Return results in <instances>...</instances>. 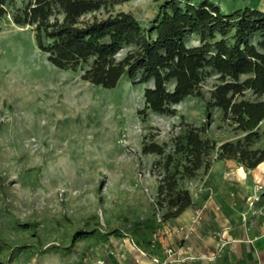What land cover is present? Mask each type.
<instances>
[{
  "label": "rangeland",
  "instance_id": "1",
  "mask_svg": "<svg viewBox=\"0 0 264 264\" xmlns=\"http://www.w3.org/2000/svg\"><path fill=\"white\" fill-rule=\"evenodd\" d=\"M171 1L127 0L109 10L131 13L148 28ZM211 1L225 13L264 9V0ZM26 2L14 0L0 15V264H264V161L247 167L238 157L217 158L215 150L209 168L184 179L191 193L201 184L210 197L217 184L229 190L230 197L218 191L224 202L208 219L219 226L204 234L202 247L194 232L204 207L187 230L175 232L174 217L165 220L156 203L161 155L142 152L146 140L171 144L186 123L218 145L244 138L247 131L209 104L220 74L208 70L203 95L196 90L171 111H154L144 96L154 80L136 82L141 72L103 87L83 78L80 67L53 64L33 27L14 21ZM200 39L189 34L186 43ZM262 41L258 34L253 42ZM133 47L124 46L118 57ZM259 47L264 51V43ZM244 98L264 95L247 89L237 95ZM256 129L250 147L264 149V119Z\"/></svg>",
  "mask_w": 264,
  "mask_h": 264
},
{
  "label": "trees",
  "instance_id": "2",
  "mask_svg": "<svg viewBox=\"0 0 264 264\" xmlns=\"http://www.w3.org/2000/svg\"><path fill=\"white\" fill-rule=\"evenodd\" d=\"M13 1L0 0V15L8 12ZM124 1L27 0L15 9L13 18L17 24L33 27L38 47L53 64L80 67L82 77L95 84L114 87L125 74L135 77L139 72L142 76L136 82L153 79L154 85L145 88L144 96L146 107L154 111L169 112L172 103L196 90L203 95L200 86L208 70L220 74L209 104L221 107L226 118L247 131L244 138L218 145L203 136V128L186 123L171 144L144 142L143 153L161 155L155 162L160 174L156 203L165 208L167 220L192 204L193 195L184 179L209 168L213 151L220 159L238 157L247 167L264 161V149L250 147L260 134L256 128L264 119V98L237 99L247 89L264 95V51L259 47L264 42H253L258 34L264 36V10L247 6L225 13L211 0L184 6L173 0L170 10L144 28L131 13L110 12ZM103 9L109 15L100 18L97 12ZM189 34L200 35V43L187 45ZM126 45L134 47L119 58L118 52Z\"/></svg>",
  "mask_w": 264,
  "mask_h": 264
},
{
  "label": "crops",
  "instance_id": "3",
  "mask_svg": "<svg viewBox=\"0 0 264 264\" xmlns=\"http://www.w3.org/2000/svg\"><path fill=\"white\" fill-rule=\"evenodd\" d=\"M255 0H252L254 2ZM257 1V0H256ZM253 5V4H252ZM250 7L255 8L254 5ZM261 10H264L263 8H259ZM221 182H225V180H220ZM217 187V193H215L212 197H210V190L208 189L207 185L201 184L197 190H195L192 195H193V202L190 206H188L180 215L176 216L173 218V227L174 231L176 232L178 230V227H182L181 229L187 230L189 227V223L192 222L194 217L196 216V212L198 208L204 207L203 214L201 218L196 222V231L194 232L197 236H199V245L202 246L203 243L205 242L204 234L207 233L211 227H214L215 230H217V226H219L218 221H214L209 218L210 213L216 212L215 206H218V203L224 202V199L222 198V195L218 193V191L223 194L227 195L228 189L224 188H218V184L216 185ZM228 196V195H227ZM230 197V196H228ZM212 216H215L212 214ZM217 227V228H216ZM185 232V231H183ZM203 247V246H202Z\"/></svg>",
  "mask_w": 264,
  "mask_h": 264
},
{
  "label": "built area",
  "instance_id": "4",
  "mask_svg": "<svg viewBox=\"0 0 264 264\" xmlns=\"http://www.w3.org/2000/svg\"><path fill=\"white\" fill-rule=\"evenodd\" d=\"M192 229H193V226L190 227V230H192Z\"/></svg>",
  "mask_w": 264,
  "mask_h": 264
}]
</instances>
